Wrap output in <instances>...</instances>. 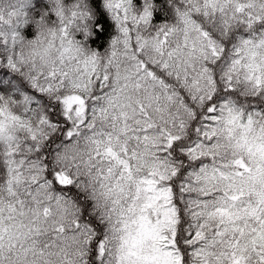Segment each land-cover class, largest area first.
Instances as JSON below:
<instances>
[{
  "label": "snow or ice",
  "instance_id": "snow-or-ice-1",
  "mask_svg": "<svg viewBox=\"0 0 264 264\" xmlns=\"http://www.w3.org/2000/svg\"><path fill=\"white\" fill-rule=\"evenodd\" d=\"M0 264H264V0H0Z\"/></svg>",
  "mask_w": 264,
  "mask_h": 264
}]
</instances>
